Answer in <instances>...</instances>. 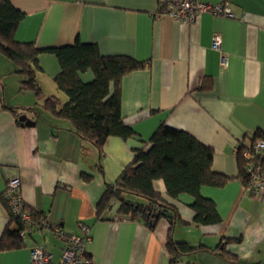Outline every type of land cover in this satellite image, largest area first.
Returning <instances> with one entry per match:
<instances>
[{
	"label": "crops",
	"instance_id": "1",
	"mask_svg": "<svg viewBox=\"0 0 264 264\" xmlns=\"http://www.w3.org/2000/svg\"><path fill=\"white\" fill-rule=\"evenodd\" d=\"M203 1L226 3L232 18L203 13L183 23L160 16L157 0H11L25 14L16 41L33 42L43 50L78 40L95 44L102 56L147 63L121 83V113L136 136L106 140L101 176L97 150L73 134L66 121L52 120L33 107L51 96L64 101L53 82L59 72L55 56L39 55L42 98L27 91L30 97L24 98L30 104H25L16 102L21 77L0 55V196L6 182L15 177L29 212L67 233H77L80 223L87 225L91 239L86 251L92 264H171L165 219L151 229L144 222L115 215L117 202L100 219L95 215L104 183L116 180L130 162L132 149L147 142L160 124L184 131L212 149V170L230 178L222 187L200 189L220 217L218 224L209 226L194 224L191 196L168 200L163 182H153L155 191L178 211L173 239L202 247L176 264H264V202L247 195L236 178V150L264 133V0ZM216 36L218 50L212 47ZM91 79L89 72L82 75L84 82ZM2 106L18 108L34 126L17 124ZM82 173L91 180L84 181ZM7 223L8 213L0 201V237ZM226 240L231 241L226 249L233 261L217 254L220 242ZM19 242V248L0 251V264H30V252L36 247L58 263L64 247L51 231L39 227Z\"/></svg>",
	"mask_w": 264,
	"mask_h": 264
},
{
	"label": "trees",
	"instance_id": "2",
	"mask_svg": "<svg viewBox=\"0 0 264 264\" xmlns=\"http://www.w3.org/2000/svg\"><path fill=\"white\" fill-rule=\"evenodd\" d=\"M24 17V12L16 8L11 0H0V55L15 66V73L22 79L20 91H30L37 99L42 98L37 80L38 73L42 71L38 57L42 52L55 56L59 72L53 82L67 100L61 104L56 97H48L40 105L41 110L47 112L52 120L66 121L73 134L97 150V170L103 176L102 159L106 140L115 137L127 141L136 136L133 128L125 123L120 109L122 79L131 72L145 69L147 63L126 56H102L95 44H85L78 40L71 45L43 50L36 48L33 42L16 41L15 32ZM87 72L91 73L92 79L84 82L82 75ZM2 108L16 119L20 116L18 108ZM16 123L21 124L18 120ZM257 138H264V133L256 134L249 146L241 144L236 152V178L241 186L247 179L244 172L246 162L240 151L242 148H250ZM212 159V149L184 131L160 124L147 142L141 141L139 147L132 149L130 162L116 180L104 183V193L96 204V218L100 219L110 209L111 203L117 202L115 215L144 222L151 229L159 219H165L169 225L166 251L170 263L176 264L180 257L195 254L202 247L173 239L174 227L180 221L178 211L155 191L153 182H163L168 200H178L183 194L192 197L189 207L194 214V224H218L220 217L216 205L203 197L200 189L206 186L222 187L230 178L212 170ZM81 178L86 182L91 180L90 176L83 173ZM3 193L0 201L8 213V223L0 237V251L19 248V232L24 228L22 221L12 215ZM24 209L29 212L25 205ZM29 213L33 221L43 218L42 215ZM229 242H220L217 254L227 261H233L226 249Z\"/></svg>",
	"mask_w": 264,
	"mask_h": 264
},
{
	"label": "built area",
	"instance_id": "3",
	"mask_svg": "<svg viewBox=\"0 0 264 264\" xmlns=\"http://www.w3.org/2000/svg\"><path fill=\"white\" fill-rule=\"evenodd\" d=\"M157 3L160 16H169L183 23H191L203 13L232 18L231 10L226 3L210 5L203 0H157ZM212 47L216 50L220 49L218 36L213 38ZM222 62L226 64L224 58ZM240 152L242 159L246 162L244 172L247 179L242 188L247 195L264 202V138L255 139L250 148H242ZM19 190L20 180L14 177L6 182L3 193L12 215L20 219L24 226L19 232V238L22 239L34 228L39 227L51 231L53 236L64 244L58 263H53L51 256L39 247L31 250L29 263L92 264L86 251V245L91 239L90 228L80 223L77 233H67L59 225L49 224L42 218L33 221L30 213L24 209Z\"/></svg>",
	"mask_w": 264,
	"mask_h": 264
},
{
	"label": "rangeland",
	"instance_id": "4",
	"mask_svg": "<svg viewBox=\"0 0 264 264\" xmlns=\"http://www.w3.org/2000/svg\"><path fill=\"white\" fill-rule=\"evenodd\" d=\"M53 89H55V88H53ZM57 89V88H56ZM27 96V97H30L29 96V94H27L26 92H21V94H20V97H18L16 100V102H18V101H20V102H22V103H25V104H27L28 103V101H27V99L26 98H24V96ZM59 95H61L63 98H64V101H62L63 103H65L66 102V100H67V97L65 96V94H63L62 92H59ZM57 96V95H56ZM57 99H58V97H56ZM60 101V100H59ZM43 103V101L42 100H39V101H37V104H35L33 101H32V103L31 104H35L33 107H35V109H37V110H40L41 109V104ZM62 103V104H63ZM28 104H30V103H28Z\"/></svg>",
	"mask_w": 264,
	"mask_h": 264
},
{
	"label": "water",
	"instance_id": "5",
	"mask_svg": "<svg viewBox=\"0 0 264 264\" xmlns=\"http://www.w3.org/2000/svg\"><path fill=\"white\" fill-rule=\"evenodd\" d=\"M21 124L32 127L34 126V122L29 120L25 115H20L17 119Z\"/></svg>",
	"mask_w": 264,
	"mask_h": 264
}]
</instances>
